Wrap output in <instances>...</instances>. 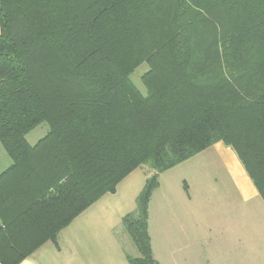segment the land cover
<instances>
[{"label": "trees", "instance_id": "1", "mask_svg": "<svg viewBox=\"0 0 264 264\" xmlns=\"http://www.w3.org/2000/svg\"><path fill=\"white\" fill-rule=\"evenodd\" d=\"M143 63L145 94L130 79ZM218 142L264 201V0H0V264L56 244L144 165L121 219L139 257L125 259L159 264L158 176Z\"/></svg>", "mask_w": 264, "mask_h": 264}, {"label": "rangeland", "instance_id": "2", "mask_svg": "<svg viewBox=\"0 0 264 264\" xmlns=\"http://www.w3.org/2000/svg\"><path fill=\"white\" fill-rule=\"evenodd\" d=\"M147 70L143 63L130 75L142 94L140 78ZM47 130L46 124L39 125L26 136L27 143L35 144ZM0 151L6 153L1 143ZM151 175L148 166L134 169L113 193L94 203L133 213ZM148 233L159 264H264V201L235 152L218 142L159 174L148 204ZM126 239V254L139 257Z\"/></svg>", "mask_w": 264, "mask_h": 264}, {"label": "crops", "instance_id": "3", "mask_svg": "<svg viewBox=\"0 0 264 264\" xmlns=\"http://www.w3.org/2000/svg\"><path fill=\"white\" fill-rule=\"evenodd\" d=\"M10 164V158L0 151V173ZM96 203L60 231L56 244L45 242L18 264H128L124 248L127 234L120 232L119 222L123 213L113 205Z\"/></svg>", "mask_w": 264, "mask_h": 264}]
</instances>
